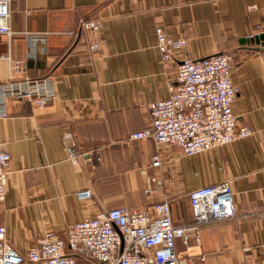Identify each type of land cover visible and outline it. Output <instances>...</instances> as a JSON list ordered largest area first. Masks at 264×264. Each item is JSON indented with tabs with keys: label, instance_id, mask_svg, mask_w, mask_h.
<instances>
[{
	"label": "crops",
	"instance_id": "1",
	"mask_svg": "<svg viewBox=\"0 0 264 264\" xmlns=\"http://www.w3.org/2000/svg\"><path fill=\"white\" fill-rule=\"evenodd\" d=\"M95 18L98 29H81ZM9 22L15 34H0V83L9 54L24 61L26 76L56 82L48 105L14 97L0 115V143L11 154L0 225L13 246L25 252L47 230L65 237L70 225L101 211L164 200L174 223L192 225L190 191L230 180L238 216L199 225L176 249L195 264H264V0H11ZM158 26L187 41L168 65L156 47ZM216 52L233 55V111L251 134L193 154L132 139L152 128L148 104L168 95L178 61ZM65 131L81 152L101 146L102 161L69 159ZM156 152L158 169L149 167ZM84 188L92 196L79 199ZM80 264L101 263L84 257Z\"/></svg>",
	"mask_w": 264,
	"mask_h": 264
},
{
	"label": "built area",
	"instance_id": "2",
	"mask_svg": "<svg viewBox=\"0 0 264 264\" xmlns=\"http://www.w3.org/2000/svg\"><path fill=\"white\" fill-rule=\"evenodd\" d=\"M10 4L11 0H0V34L8 39L15 34L9 22ZM100 25L99 18L81 21L84 31L96 30ZM156 37V47L165 65L175 61L176 53L187 43L184 37H174L162 26L156 28ZM7 58L9 76L0 83V115L8 114L6 105L10 98H25L38 107L54 100V77L32 79L24 74L23 60L14 59L10 54ZM232 60L230 52L180 59L168 95L148 104L152 128L135 131L130 137H151L158 143L177 145L185 154H193L250 135L248 126L237 125L233 111L239 87L232 78ZM63 141L69 159L75 163L103 159L101 146L81 152L71 131L64 132ZM10 159V152L0 143V202L6 197ZM162 166V155L154 153L149 167ZM150 181L163 183L156 176L150 177ZM146 192L151 193V187ZM91 196L90 188L77 192L79 199ZM189 199L192 225L174 223L167 200L152 208L113 207L70 225L65 237L52 230L45 231L25 252L8 241L6 227L0 225V264H78L77 253L87 254L101 264H195V257L178 253L177 240L188 245L191 231H197L199 225L236 217L238 210L230 180L195 188L190 191ZM195 240L200 242L198 234Z\"/></svg>",
	"mask_w": 264,
	"mask_h": 264
},
{
	"label": "trees",
	"instance_id": "3",
	"mask_svg": "<svg viewBox=\"0 0 264 264\" xmlns=\"http://www.w3.org/2000/svg\"><path fill=\"white\" fill-rule=\"evenodd\" d=\"M48 76H49V75H48ZM76 256H77L78 264H80L81 259H83L84 257H89V258L92 259L94 262L100 263L99 261H97V260L94 259L93 257H90V256L87 255V254H79V253H77Z\"/></svg>",
	"mask_w": 264,
	"mask_h": 264
},
{
	"label": "water",
	"instance_id": "4",
	"mask_svg": "<svg viewBox=\"0 0 264 264\" xmlns=\"http://www.w3.org/2000/svg\"><path fill=\"white\" fill-rule=\"evenodd\" d=\"M263 37H264V35H263Z\"/></svg>",
	"mask_w": 264,
	"mask_h": 264
}]
</instances>
